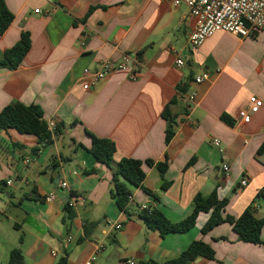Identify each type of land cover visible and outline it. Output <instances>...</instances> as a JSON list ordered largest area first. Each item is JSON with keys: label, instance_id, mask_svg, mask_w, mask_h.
Returning a JSON list of instances; mask_svg holds the SVG:
<instances>
[{"label": "crops", "instance_id": "obj_1", "mask_svg": "<svg viewBox=\"0 0 264 264\" xmlns=\"http://www.w3.org/2000/svg\"><path fill=\"white\" fill-rule=\"evenodd\" d=\"M3 1L13 19L0 35V56L22 32L30 47L17 68L0 69V111L14 102L34 104L46 123L63 127L44 146L33 135L0 130V264L14 248L25 264H82L97 246L94 264L162 263L194 240L207 243L214 260L198 257L191 264H264V247L238 240L227 222L202 234L208 213H199L188 231L163 237L138 216L144 206L179 222L196 194L215 191L228 200L225 214L237 217L252 206L264 220V31L245 38L216 32L192 50L189 10L169 0ZM122 56L137 71L135 81L116 70L82 88L83 69L115 65ZM202 72L208 79L195 84ZM250 96L262 105L244 124L238 112ZM86 131L114 143L112 168L87 151ZM123 158L153 162L142 166L146 192L127 184L126 211L116 206L111 181ZM164 161L161 176L154 164ZM71 198L74 217L63 221Z\"/></svg>", "mask_w": 264, "mask_h": 264}, {"label": "trees", "instance_id": "obj_2", "mask_svg": "<svg viewBox=\"0 0 264 264\" xmlns=\"http://www.w3.org/2000/svg\"><path fill=\"white\" fill-rule=\"evenodd\" d=\"M12 19L13 16L6 8L4 1L0 0V35L6 30ZM29 47L28 33L22 32L19 40L0 56V69L17 68L28 52ZM162 116L168 120L164 139L165 143H168L172 136V129L168 119L169 111L167 106L164 108ZM62 127V123H55V129L50 131L47 123L43 120L42 110L34 104L24 105L20 102H14L0 111V130H14L17 133L33 135L42 146L52 142L53 138L61 133ZM86 133L91 139V145L87 151L97 162L112 168V156L115 152L114 143L106 138H98L87 131ZM262 150H264V145L259 148V151ZM144 164L151 166L153 162L151 160L142 162L136 159L123 158L113 167L111 178L113 184L112 197L116 206L122 211H126L129 203L127 184L140 187L145 192L147 191L142 187V181L145 177L142 168ZM154 165L162 176L167 168L166 161L158 162ZM166 186L167 183H162L161 187L164 189ZM227 203V199H219L216 192L212 191L208 196L196 194L193 198L191 213L179 222L169 221L161 211L155 208L140 209L138 216L145 227L152 231H157L159 236L163 237L169 233H184L188 231L193 227L199 213H208V218L200 230L202 234H206L215 226L227 222L231 225L238 240L264 247V241L260 239V231L262 226H264V220L254 217L252 206L246 207L237 217L229 216L225 214ZM64 211L65 218L63 221L74 217V212L67 203L64 205ZM92 226L93 223H88L84 226L85 236L89 234ZM198 257L214 260V252L207 243L194 240L175 258L165 260L162 263L145 260L138 261L136 264H191ZM7 264H25L18 248L10 251ZM59 264H62V261Z\"/></svg>", "mask_w": 264, "mask_h": 264}, {"label": "built area", "instance_id": "obj_3", "mask_svg": "<svg viewBox=\"0 0 264 264\" xmlns=\"http://www.w3.org/2000/svg\"><path fill=\"white\" fill-rule=\"evenodd\" d=\"M174 7L184 5L189 10V16L193 19L188 46L194 50L198 48L206 38L216 32L228 33L240 38H245L254 35L258 31H264V0H169ZM38 12V10H36ZM129 58L122 56L117 64L110 61L104 62L97 70L83 69L82 74L84 82L82 88L90 89L97 82L105 79L109 74L116 70H123L127 73L129 81L137 79V71L129 66ZM176 65L180 66L182 60L179 58L175 61ZM208 79L207 72H202L193 78L195 84H201ZM195 94H190L188 100H194ZM262 101L255 96L248 98L247 109H242L238 112V117L242 123H248L250 114L256 113L261 107ZM50 131L55 129V123L50 121L47 123ZM215 147L219 146L217 139L212 140ZM222 170L227 173L229 168L226 164H222ZM9 183V181L7 182ZM245 180L241 181V185H245ZM59 186L65 188L66 184L60 182ZM49 199L54 198V193L48 194ZM73 204L71 198L69 206ZM145 208L144 206L141 208ZM117 228L119 226H116ZM102 246H97L95 253L85 260L82 264H94L96 255L101 251ZM125 264H135L128 260Z\"/></svg>", "mask_w": 264, "mask_h": 264}]
</instances>
